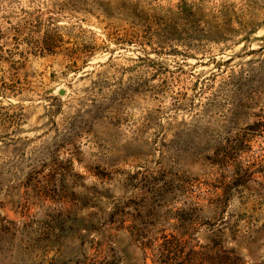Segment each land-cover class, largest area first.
Segmentation results:
<instances>
[{"label": "rangeland", "instance_id": "rangeland-1", "mask_svg": "<svg viewBox=\"0 0 264 264\" xmlns=\"http://www.w3.org/2000/svg\"><path fill=\"white\" fill-rule=\"evenodd\" d=\"M0 264H264V0H0Z\"/></svg>", "mask_w": 264, "mask_h": 264}]
</instances>
